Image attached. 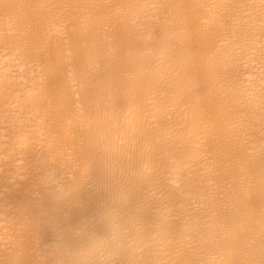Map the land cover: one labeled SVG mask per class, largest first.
Instances as JSON below:
<instances>
[{
	"label": "bare ground",
	"instance_id": "1",
	"mask_svg": "<svg viewBox=\"0 0 264 264\" xmlns=\"http://www.w3.org/2000/svg\"><path fill=\"white\" fill-rule=\"evenodd\" d=\"M0 264H264V0H0Z\"/></svg>",
	"mask_w": 264,
	"mask_h": 264
}]
</instances>
